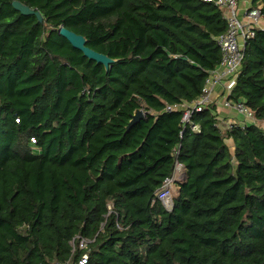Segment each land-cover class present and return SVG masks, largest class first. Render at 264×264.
Segmentation results:
<instances>
[{
	"label": "trees",
	"instance_id": "1",
	"mask_svg": "<svg viewBox=\"0 0 264 264\" xmlns=\"http://www.w3.org/2000/svg\"><path fill=\"white\" fill-rule=\"evenodd\" d=\"M13 1L0 0V264L67 260L78 235L87 264H264V27L230 95L258 124L222 130L212 104L194 131L166 107L197 100L221 61L215 0H19L42 21ZM251 5L264 21V0ZM62 26L118 61L88 59ZM177 161L167 211L156 191Z\"/></svg>",
	"mask_w": 264,
	"mask_h": 264
},
{
	"label": "built area",
	"instance_id": "2",
	"mask_svg": "<svg viewBox=\"0 0 264 264\" xmlns=\"http://www.w3.org/2000/svg\"><path fill=\"white\" fill-rule=\"evenodd\" d=\"M215 2L223 10L227 21L226 31L216 38L222 53L221 61L215 69L209 72L203 92L197 100L181 105H167L166 107L167 111L181 108L183 110L182 122L190 123L194 131H199L200 125L192 123L193 112L202 111L206 106L214 104L215 99L219 97L222 98L223 106L226 109L242 117V120L238 122L219 118V127L222 130H232L238 125L244 129L249 123L258 124V119L246 102L233 100L230 95L236 85L238 73L242 66L246 43L255 36L257 28L264 27L260 6L241 7L239 0H215ZM262 126L264 127V122ZM185 177V166L177 161L172 175L166 177L161 187L156 191L155 200L160 201L167 211L173 210L178 191L177 182ZM109 208H112V205H109ZM92 241L80 235L75 236L70 241L71 256L67 260L56 261L55 264H87L89 260L88 250Z\"/></svg>",
	"mask_w": 264,
	"mask_h": 264
},
{
	"label": "water",
	"instance_id": "3",
	"mask_svg": "<svg viewBox=\"0 0 264 264\" xmlns=\"http://www.w3.org/2000/svg\"><path fill=\"white\" fill-rule=\"evenodd\" d=\"M13 7L20 11L23 15H31L35 14L40 21L43 20V16L41 15L40 11L31 8L30 6L22 3L19 0H15L12 2ZM59 34L65 37L71 45L82 51L84 56H86L90 60L96 61L98 64L104 65L106 70H109L112 65L118 61L116 58H112L107 54L102 52H98L90 47L87 46V38L82 34H78L64 26L60 27ZM144 111L142 109H137L134 114H132L131 120L126 126V129L129 130L134 124L139 122L144 117Z\"/></svg>",
	"mask_w": 264,
	"mask_h": 264
},
{
	"label": "crops",
	"instance_id": "4",
	"mask_svg": "<svg viewBox=\"0 0 264 264\" xmlns=\"http://www.w3.org/2000/svg\"><path fill=\"white\" fill-rule=\"evenodd\" d=\"M239 2H240L241 7H245V6L251 5L252 0H239ZM262 25L264 26V21H263ZM214 105H216V111H217L218 116L220 118L225 119L226 121H235V122L242 120L241 116L237 115L233 111L226 109L223 106L222 98H220V97L216 98Z\"/></svg>",
	"mask_w": 264,
	"mask_h": 264
},
{
	"label": "rangeland",
	"instance_id": "5",
	"mask_svg": "<svg viewBox=\"0 0 264 264\" xmlns=\"http://www.w3.org/2000/svg\"><path fill=\"white\" fill-rule=\"evenodd\" d=\"M228 144L230 145L231 149L233 150L234 149V145H233L232 140H228Z\"/></svg>",
	"mask_w": 264,
	"mask_h": 264
}]
</instances>
